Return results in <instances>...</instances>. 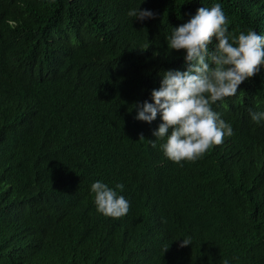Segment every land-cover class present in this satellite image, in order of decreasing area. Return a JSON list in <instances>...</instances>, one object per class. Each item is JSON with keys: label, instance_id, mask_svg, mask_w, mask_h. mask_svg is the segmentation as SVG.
Wrapping results in <instances>:
<instances>
[{"label": "trees", "instance_id": "1", "mask_svg": "<svg viewBox=\"0 0 264 264\" xmlns=\"http://www.w3.org/2000/svg\"><path fill=\"white\" fill-rule=\"evenodd\" d=\"M217 3L264 36V0H0V264H264V65L212 105L233 135L195 163L151 146L159 113L135 119L187 70L173 28ZM96 181L126 215L97 211Z\"/></svg>", "mask_w": 264, "mask_h": 264}, {"label": "clouds", "instance_id": "2", "mask_svg": "<svg viewBox=\"0 0 264 264\" xmlns=\"http://www.w3.org/2000/svg\"><path fill=\"white\" fill-rule=\"evenodd\" d=\"M128 16L139 21L155 18L152 11L140 9H131ZM226 24L227 19L217 3L211 8L200 7L187 23L173 28L167 47L186 52L187 70L165 72L159 89L151 93L154 102L134 105L135 119L139 121L151 124L160 114L162 123L153 132L156 140L150 143L155 148L157 140H165L159 150L174 164L182 160L186 164L195 163L233 135L232 126L219 118L212 105L235 96L239 85L264 65V36L251 29L246 34L231 35ZM213 37L216 44L209 53ZM249 115L255 124L264 120V112L249 109ZM143 139L141 134L139 140ZM172 167L167 170L163 185ZM123 189L120 183L113 189L103 182H94L91 192L97 211L113 218L126 215L129 202L117 192ZM190 244L191 239L186 238L179 246ZM168 248L165 246L164 252Z\"/></svg>", "mask_w": 264, "mask_h": 264}, {"label": "bare ground", "instance_id": "3", "mask_svg": "<svg viewBox=\"0 0 264 264\" xmlns=\"http://www.w3.org/2000/svg\"><path fill=\"white\" fill-rule=\"evenodd\" d=\"M206 194V193H205Z\"/></svg>", "mask_w": 264, "mask_h": 264}]
</instances>
